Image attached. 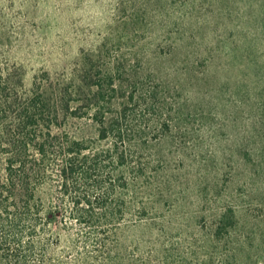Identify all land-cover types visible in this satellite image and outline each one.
<instances>
[{
  "label": "rangeland",
  "instance_id": "374dc122",
  "mask_svg": "<svg viewBox=\"0 0 264 264\" xmlns=\"http://www.w3.org/2000/svg\"><path fill=\"white\" fill-rule=\"evenodd\" d=\"M110 60L147 174L107 244L53 177L46 264H264V0H0V142L29 135L30 92L81 86L86 104ZM70 123L96 138L91 117Z\"/></svg>",
  "mask_w": 264,
  "mask_h": 264
},
{
  "label": "trees",
  "instance_id": "16d2710c",
  "mask_svg": "<svg viewBox=\"0 0 264 264\" xmlns=\"http://www.w3.org/2000/svg\"><path fill=\"white\" fill-rule=\"evenodd\" d=\"M108 64L99 80L89 85L86 104L74 98L81 86L72 90L41 86L30 92L24 120L29 135L10 149L0 142L5 149L0 264L47 263L52 218L45 213L42 193L53 177L59 178L60 194L71 206L70 218L82 227L101 230L105 244L116 239L130 215L127 196L134 180L145 176L148 168L143 154L137 156L134 149L148 141L143 137L138 141L128 120L134 94L126 104H118L116 77L122 75V66L111 60ZM155 91L152 96L158 99ZM84 117H91L97 127L96 138L71 134L70 121ZM221 222L218 232L225 227V220Z\"/></svg>",
  "mask_w": 264,
  "mask_h": 264
}]
</instances>
